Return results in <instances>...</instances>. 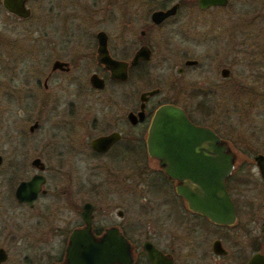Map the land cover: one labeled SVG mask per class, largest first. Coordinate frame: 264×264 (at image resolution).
<instances>
[{
  "label": "flooded vegetation",
  "instance_id": "flooded-vegetation-1",
  "mask_svg": "<svg viewBox=\"0 0 264 264\" xmlns=\"http://www.w3.org/2000/svg\"><path fill=\"white\" fill-rule=\"evenodd\" d=\"M29 1L24 4L25 9L29 11L25 18L9 13L3 7V0H0V15H5L8 20L14 22L26 23L32 18ZM40 2L41 0H38V3ZM54 2L57 8L60 0ZM196 3L201 12L224 9L228 6L227 4L225 7L200 9L198 0ZM174 6L176 10L173 15L157 22L153 20L155 13H165ZM183 7V0H66L64 9L68 18L78 22H95L96 25H101V29L67 30L59 34L58 19H54L55 27H52L51 16L48 18L49 30H39L37 34L36 29L35 35L30 38L35 43L36 66L49 68L47 73L41 74V79L37 82V87L41 88L42 93L39 95L43 103L53 104L56 107L58 98L53 93V81H56L58 76L82 82L78 75L74 77L70 75L75 70L85 69L87 70L85 80L92 93L82 97L86 107L96 112L83 117L74 103L70 104L68 129H71L68 130L63 126L68 132L67 138L70 143L65 145L62 142L63 136L58 138L53 135L49 138L50 142L46 143L40 136L36 138L35 135L41 126L38 117L28 125L25 133L24 128L30 121L31 115L25 110L22 111L21 113L25 114V124L18 136L23 135L24 139L28 137V141L19 142L18 165L11 170V163L3 154V142L0 145V264H66L70 236L74 231L85 228V217L90 219L91 233L96 241L107 229H118L131 247L132 264H153L148 258L146 247H152L161 253L162 264H248L254 255L264 256L261 248V244L264 245L262 233L264 221L259 229L261 238L256 237L257 241L254 239L256 244L252 245L251 251L250 222L238 228L237 207L229 183L235 174L239 157L232 143L223 140L213 128L208 127L223 141L221 144L225 146V154L235 155L233 171L224 181L227 194L235 208L236 220L232 225L216 224L190 209L187 201L177 192V187L183 186L184 181L168 177L159 167V161L151 158L147 151L148 128L155 111L160 106L172 105L181 108L189 121L197 125L177 104V98L179 94H183L181 90L185 87L179 84V78L190 68L197 67L199 63L197 61L195 65L187 64L196 60L188 59L179 50L172 52V55L169 54V37L163 32L167 26L177 21L176 18ZM3 27L5 31L9 30L8 24L7 28L5 23ZM103 45L111 60L125 65V80L113 79L106 70L103 62L105 56L101 51ZM7 48L12 55L10 48ZM19 59L20 56L16 58V62ZM175 60L178 62L174 63L172 68H176L177 77H172L171 91L163 88H147L153 81L152 70L165 68L170 61ZM225 61L233 63L235 54L230 52L226 55ZM57 63L62 67L56 66ZM223 69L228 68L221 67L220 73ZM228 77L221 78L227 81ZM101 81H103L102 89ZM159 81L162 80H156L157 84H160ZM108 83L115 85L131 83L132 86L144 84L146 87L137 93L138 102L135 108L129 110L124 117L125 123L134 131L127 137L116 130L103 132L105 134L101 135V91ZM154 90L157 91L155 94L145 95L141 100L143 94ZM159 97L161 99L157 100ZM129 114L133 117L129 118ZM74 130H78L76 142L70 138ZM90 131L96 135L89 137ZM113 133H117L119 138L106 152H101V145L98 148L92 146L93 141ZM31 136L35 139L34 143L29 141ZM126 141L142 151L143 160L123 169H117L116 174L121 175L128 187L127 192L131 193L139 189L141 192L143 190L151 192L157 201L159 213L158 216L151 218L152 221L144 222L145 228L141 225L133 227L135 235L127 234L123 230V223L116 220L101 228V157L109 155L118 144ZM91 172L94 173L93 176ZM96 175L98 180H91V177L94 178ZM35 178L38 179L37 183H34L33 188L37 187L34 193L29 189L16 195L17 188L21 184L31 182ZM260 180L264 183L261 177ZM154 203L155 200L147 201L143 197L141 204L145 207ZM9 204L20 210L18 222L12 219L10 223L11 218L7 212ZM145 208L147 212L150 210L149 207ZM50 213L55 219L54 234L58 237L42 238L41 221ZM116 215L119 220H123V211L118 210ZM146 215L149 216L148 213ZM159 225L162 231L158 230ZM58 230L62 231L57 234ZM43 244L50 247L43 248Z\"/></svg>",
  "mask_w": 264,
  "mask_h": 264
},
{
  "label": "rangeland",
  "instance_id": "rangeland-1",
  "mask_svg": "<svg viewBox=\"0 0 264 264\" xmlns=\"http://www.w3.org/2000/svg\"><path fill=\"white\" fill-rule=\"evenodd\" d=\"M183 1L184 7L179 12L177 21L167 26L163 32L169 37V54L179 50L188 59L196 60L199 64L179 78V84L185 87L181 90L183 94H179L177 98V104L195 124L213 128L223 140L232 143L237 152L239 159L229 185L237 207L238 228L250 222L251 251L252 245L256 244V237H260L259 229L264 221V183L260 180L252 159L256 154L264 155V0H229L224 9L204 12L199 11L196 0ZM65 4L66 0H60L55 8L54 0H41L40 3L38 0H30L28 6L32 10V18L26 23L14 22L5 15H0V145L3 142V154L11 163L10 170L18 165L19 142L28 141V137L24 139L23 135L18 136L25 124V114L22 111L31 115L24 128L25 133L28 125L38 117L41 126L36 138L40 136L46 143L50 142L49 138L53 135L58 138L63 136L62 142L65 145L70 143L66 130L70 125V104L74 103L83 117L96 112L86 107L82 97L92 93L85 80V69L75 70L70 75H78L82 82L68 77L63 79L61 76L53 81V93L58 98L56 107L43 103L39 95L42 92L37 87V82L49 68L36 66L35 43L31 40L36 29L37 34L39 30H49L50 16L53 20L52 27H55L54 19H58L59 34L67 30L101 29V25H96L95 22H78L68 18ZM4 23L6 28L8 24V31L4 30ZM2 39L11 42L7 43ZM230 52L235 54L233 63L225 61ZM18 55L20 59L16 62ZM176 62L178 61H170L165 68L153 69V81L147 88L171 91L172 77H177L176 68H172ZM221 67L230 71L227 81L220 77ZM159 79L162 81L157 84L156 80ZM144 88V84L132 86L131 83H108L105 86L101 91V135L103 132L116 130L127 137L134 132L125 123L124 117L129 110L135 108L138 102L136 95ZM159 99L161 97L157 98ZM77 134L78 130L72 132L70 138L73 142H76ZM95 135L90 131L88 136ZM33 140L35 141L31 136L30 143H34ZM142 160V151L127 141L118 144L109 155L101 157V228L116 220L123 223V230L127 234L135 235L133 227L141 225L145 228L144 222L152 221V217L159 215L157 201L151 192H141L140 189L127 192L128 187L121 175L116 174L117 169ZM92 174L94 173L91 172ZM157 179L159 180L158 177ZM91 180L97 181V175L91 177ZM143 197L147 201L155 200L152 206L145 205L150 209L148 212L141 204ZM8 208L10 223L12 219L18 222L20 210L13 204H9ZM118 210L123 211V220L117 217ZM41 222L42 238L58 237L54 234L56 224L51 213ZM158 230L162 231L160 225ZM60 231L62 230H58L57 234ZM261 246L264 253V245ZM44 247L50 246L43 244Z\"/></svg>",
  "mask_w": 264,
  "mask_h": 264
},
{
  "label": "water",
  "instance_id": "water-1",
  "mask_svg": "<svg viewBox=\"0 0 264 264\" xmlns=\"http://www.w3.org/2000/svg\"><path fill=\"white\" fill-rule=\"evenodd\" d=\"M27 0H3V7L11 14L25 18L29 11L25 9ZM228 0H198L200 9L225 7ZM172 7L165 13H155L157 22L175 13ZM105 59V68L113 79L125 80V65L109 58L105 45L101 49ZM187 64L195 65L197 61ZM62 67L60 63L55 64ZM230 71L223 69L222 78H227ZM98 86V85H96ZM103 81H101V89ZM151 91L141 96L153 95ZM132 118V114H129ZM119 138L117 133L103 136L92 142V146L106 152ZM147 151L151 158L159 161V167L173 180L184 181L177 187V192L186 201L190 209L207 217L216 224L232 225L235 220L234 204L225 189V179L231 174L235 164L234 154H225L221 138L210 128L197 126L189 121L184 111L172 105L160 106L154 113L147 133ZM261 179L264 181V156L256 155L253 159ZM21 184L16 195L24 190H37L34 183ZM84 229L76 230L70 236L66 264H132L131 247L116 228L107 229L96 241L91 233L90 219L85 217ZM264 237V224L262 225ZM148 258L153 264H162L163 256L152 247H146ZM248 264H264V256L254 255Z\"/></svg>",
  "mask_w": 264,
  "mask_h": 264
}]
</instances>
